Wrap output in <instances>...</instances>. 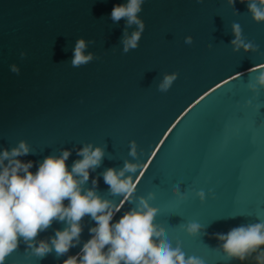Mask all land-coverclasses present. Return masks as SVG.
<instances>
[{"label": "water", "instance_id": "obj_1", "mask_svg": "<svg viewBox=\"0 0 264 264\" xmlns=\"http://www.w3.org/2000/svg\"><path fill=\"white\" fill-rule=\"evenodd\" d=\"M123 3L0 0V151L26 142L34 154L17 159L33 162L35 174L44 158L62 150L71 151L70 171L82 159L79 149L100 147L105 156L84 187L91 189L95 178L97 194L122 206L111 223L152 193L154 222L173 247L179 243L186 257L204 264H241L225 258L216 234L264 221V90L254 96L247 87L250 73L264 69V24L254 23L239 0L234 9L226 0H145L144 31L125 54L124 33L136 26L110 19L113 6ZM233 23L256 53H233ZM188 36L191 45L184 43ZM81 39L93 59L74 68ZM172 73L177 80L161 93L159 83ZM126 161L139 165L126 174L136 188L129 201L110 194L101 175ZM201 191L203 203L196 196ZM193 222L200 232L190 236L186 227ZM95 226L85 216L80 243L59 258L53 251L38 259L21 239L5 264H63L81 252ZM65 227L54 221L36 239L48 241ZM243 264H255L254 256Z\"/></svg>", "mask_w": 264, "mask_h": 264}, {"label": "clouds", "instance_id": "obj_2", "mask_svg": "<svg viewBox=\"0 0 264 264\" xmlns=\"http://www.w3.org/2000/svg\"><path fill=\"white\" fill-rule=\"evenodd\" d=\"M202 3L203 0H197ZM246 3L248 14L256 24H264V0H239ZM145 0H126V3L114 5L110 14L113 23L125 21L126 29L136 26L129 35L124 33L123 52L135 50L144 31L145 25L139 18ZM236 0H226L228 8L234 9ZM234 15H238L234 12ZM234 37L230 42L233 53H256L258 47L242 37L239 23L231 25ZM192 37H185L184 43L191 45ZM84 40L76 42L71 66L78 68L92 61L91 54L85 55ZM24 56V53H21ZM11 71L19 74V69L11 67ZM248 90L255 96L257 90H264V69L250 73ZM178 74H165L158 85V91L166 93L177 80ZM250 103V102H249ZM136 144L130 142V155L135 157ZM34 154L29 145L20 141L11 150L0 151V264L18 249L20 240L27 245L26 252L38 259H44L53 251L56 257L66 255L70 248L80 243L82 234L81 222L89 216L96 224L89 229L91 239L84 243L81 252L69 256L63 264H204L196 256H188L181 250L179 243L173 247L166 238L164 230L154 222L158 209L150 206L152 193L148 197H139L135 207L116 223H111L120 207L108 199L101 198L94 190L97 180H92L91 189L84 186L89 180L90 170L94 172L101 166L105 152L91 144L83 146L76 152L78 157L68 170L66 161L71 151L62 150L59 156H48L39 163L33 174L29 170L33 162H21L17 157ZM7 161V165H5ZM139 165L124 163L120 170L108 168L101 175L112 195H121L129 201L135 191L131 175L136 173ZM174 196L177 193H173ZM203 203L205 193H196ZM183 199V196H178ZM68 201L65 206L64 201ZM63 222L66 227L55 231L54 237L48 241L37 240L42 232L51 227L53 222ZM188 235L200 232L198 223H190L186 227ZM218 248L227 260H235L243 264L250 258L255 264H264V221L240 225L226 234L217 233ZM107 247V251L105 248Z\"/></svg>", "mask_w": 264, "mask_h": 264}]
</instances>
